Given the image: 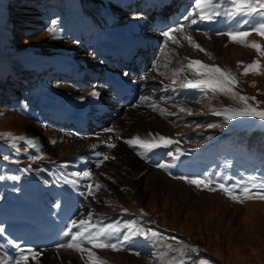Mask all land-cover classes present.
<instances>
[{"label":"rangeland","instance_id":"rangeland-1","mask_svg":"<svg viewBox=\"0 0 264 264\" xmlns=\"http://www.w3.org/2000/svg\"><path fill=\"white\" fill-rule=\"evenodd\" d=\"M193 7V0H0V133L38 141L37 148H30L24 140L13 143L0 136V225L5 229L0 264H14L20 256L17 246L26 250L27 264H86L79 253L57 248L68 237L45 236L65 232L71 219L84 218L89 211L105 223L123 227L135 220L143 229L162 234L133 237L121 251L96 250L108 264H170L182 253L185 264H264V200L241 204L221 190L198 189L175 178L204 175L227 185L250 176L264 180V121H228L215 115L214 110L234 102L211 91L179 87L181 80L199 79L190 71L173 85V70L190 57L230 68L241 94L264 102V74H242L243 66L258 57L256 51L217 34L233 30L241 18L197 17V25L186 27L185 33L211 55L182 39L180 45L169 42L165 48L162 32L183 22ZM249 20L259 22L258 17ZM164 22L169 25H160ZM250 26L240 25L245 30ZM52 27L55 34L48 31ZM139 35L148 44L136 57L127 60L116 54ZM248 39L264 44L256 33ZM260 60L264 64V57ZM157 61L159 72L154 70ZM93 91L100 95H90ZM142 95L167 112L140 103ZM253 119L257 125L235 132L237 123ZM84 120L85 128L77 126ZM149 132L173 137L179 144L142 159L124 140ZM109 142L116 147L109 148ZM177 146L189 158L181 156L169 175L156 164L171 162L163 153ZM41 153V159L30 158ZM104 154L115 159L97 167ZM84 171L92 177L72 175ZM66 178L78 183H66ZM97 182L105 187L94 198L87 194L88 185ZM141 209L147 215L141 217ZM194 246L199 251L190 250ZM45 248L56 255L48 262L42 257ZM27 249L39 256L33 259Z\"/></svg>","mask_w":264,"mask_h":264},{"label":"snow or ice","instance_id":"snow-or-ice-1","mask_svg":"<svg viewBox=\"0 0 264 264\" xmlns=\"http://www.w3.org/2000/svg\"><path fill=\"white\" fill-rule=\"evenodd\" d=\"M194 7L189 11L187 15L183 16V22H177L175 26L167 27V30L162 32V36L165 37L164 46L167 48L169 42L172 44H181V39L187 41L194 48L207 53L198 42H196L191 35L185 33L186 27L191 25H197L198 19L204 21H213L218 17H226L230 20H236V18H241L237 21V26L233 30L227 33L219 32L218 35H227L230 42L241 44L245 47L252 48L258 54V57L253 60L252 63L243 66L242 74L247 76L250 72L260 75L264 74V64L261 63L260 57H264V44L257 40H249L248 37L252 33H256L262 39H264V0H193ZM250 17H258L259 22H250ZM55 25L56 21L52 22ZM251 26L246 30L241 28L240 25ZM198 30V29H197ZM50 33L55 34L56 29L54 27L49 28ZM177 34H180L178 38ZM188 61L187 64L182 67L173 70L172 72V82L173 85L176 84L180 75L186 71H190L197 75L199 79H184L179 82V87L184 89H198L201 92L207 93L211 91L214 94H221L228 97L235 104L225 106L220 110H214V114L217 116H224L226 120H235L237 117H257L261 121H264V108H261V103H264L256 98V96H249L247 94H241L238 90V77L235 72L230 68L221 67L220 65H209L200 60L192 59L190 57H185ZM243 64V62H238V67ZM168 65H164L167 69ZM154 70L159 72V61L154 66ZM127 75V73H125ZM147 80L148 77H143ZM255 86V82H253ZM167 91V87L164 88ZM92 96L98 97L99 92L93 91L90 93ZM152 97L148 95H142L139 97L140 103H146L147 107L153 109L154 111H160L162 114L166 113V109H160L159 106L151 101ZM185 111V109H181ZM172 115V113H167ZM200 127V125H197ZM209 128L216 127L214 124H209ZM106 132H115L114 128L105 129ZM179 135V134H178ZM0 136L8 137L13 143L17 140L26 141L30 148H37L38 141L34 138H27L25 136H16L15 134L0 133ZM123 139L122 137H117ZM210 138V137H209ZM124 142L137 151L138 155L142 159H150L151 156L157 154L158 149H170L173 145H178L179 140L173 137L162 135L160 133H147L145 137L140 134H136L130 138L124 140ZM56 143V141H52ZM109 148H115L116 144L109 142L107 144ZM93 148L96 145H92ZM17 151L19 149L17 148ZM185 153L176 147L175 151H166L163 153L166 157H172L171 162L164 161L158 162L156 167L168 171L169 175H172L171 169L176 167V161L180 159ZM97 155H102L97 153ZM43 154L30 157L32 160L41 159ZM81 159H85L81 157ZM109 159H115V157L108 156L104 154L102 159L99 160L97 167L102 165L104 161ZM29 169L25 168L24 171L27 172ZM76 177H92L91 171H84L83 173L77 172L72 174ZM4 177L0 176V179ZM177 179L185 180L187 183L194 185L198 189H207L210 192H215L217 190L223 191L227 196H229L233 201L238 203H244L245 200L260 199L264 200V180L257 182V178L254 176L248 177L246 180L237 181L234 184L227 185L226 183H219L213 180L211 176L197 175V176H180L175 177ZM13 179H20L19 176L13 177ZM66 183L76 184L77 180L67 179ZM215 184V186H213ZM104 185L100 183L89 184L87 194L92 197H96V192L100 191ZM239 190V191H237ZM255 190V191H253ZM57 208L60 207L59 204L56 205ZM124 212H128L127 208H123ZM141 217L147 215L144 209L140 210ZM5 229L0 225V234L4 233ZM123 234V235H121ZM65 237H68L66 243H60L57 248H64L73 250L81 255L85 259L86 264H108V262L98 255L96 250L110 249L113 251H121L128 247L127 243L132 241L133 237L142 236L147 238H159L162 234L154 229H143L138 226L137 221H128L121 227L119 222L105 223L103 219H94L92 211H89L87 216L81 219H71L67 225V230L63 232ZM117 242H113V240ZM176 239V237H172ZM88 245V247H85ZM20 251V256L15 259L14 264H27L29 256L25 254V249L17 246ZM190 250L199 251L198 246ZM28 252L32 253V258L36 259L39 253H36L34 249H27ZM139 252H135V255H139ZM183 253L181 258L170 261V264H185L183 259ZM199 264H210L207 260H200Z\"/></svg>","mask_w":264,"mask_h":264},{"label":"bare ground","instance_id":"bare-ground-1","mask_svg":"<svg viewBox=\"0 0 264 264\" xmlns=\"http://www.w3.org/2000/svg\"><path fill=\"white\" fill-rule=\"evenodd\" d=\"M160 25H162L164 27H167V25H169V22H164L163 24H160ZM102 28H104V27H102ZM127 37H129V36H127ZM130 40L133 41V42L129 43L124 48L118 49V51H116V54L117 55H121V57H125L126 55H128V58L127 59H129V58H131V56H132L134 50L137 48V46H140V45L143 46V45H147L148 44V40L145 37H142L141 35H139V37H137V38H132L131 37ZM128 50H130L129 51V54H126V53H128L127 52ZM86 123L87 122L84 121L82 124H80V128H85L86 127ZM103 132L104 131H102V132L100 131L101 134ZM116 135H118V134H116ZM41 251L44 252V255L42 257L44 259H46L45 262H48V261H50V260H52V259H54L56 257L55 253L51 252L50 249H48V248L41 249Z\"/></svg>","mask_w":264,"mask_h":264}]
</instances>
